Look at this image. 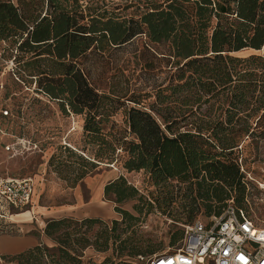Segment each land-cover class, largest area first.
<instances>
[{"label":"trees","instance_id":"16d2710c","mask_svg":"<svg viewBox=\"0 0 264 264\" xmlns=\"http://www.w3.org/2000/svg\"><path fill=\"white\" fill-rule=\"evenodd\" d=\"M82 7L81 0H0V41L15 51L18 80L35 84L38 93L60 102L64 111L86 113L88 141L99 145L93 158L61 148V155L75 158L68 163L74 176L62 178L75 186L106 160L112 163L122 155L128 171H144L162 189L149 198L120 176L104 187L105 198L117 206L127 201H136L134 206L179 204L188 206L186 221H192L199 206L208 216L222 214L236 188L241 202L245 189L235 148L251 135L252 117L260 114L257 124L264 117V0L150 1L139 19L130 20L85 13ZM140 34L154 44L168 43L174 58L176 82L169 95H158L159 103L188 90L180 99L190 104V113L132 106L125 113V130L108 140L102 123L110 114L100 108L110 97L91 85L79 59L104 48V41L115 46ZM246 49L255 52L233 55ZM66 165L58 159V172ZM115 210L123 219L112 221V235L100 229L105 223L100 217L50 218L43 233L51 244L40 242L3 259L6 264H94L91 258L85 261L87 249L106 251L112 239L124 250L128 241L116 231L135 216ZM184 234L177 229L172 242ZM101 264L135 263L120 252Z\"/></svg>","mask_w":264,"mask_h":264},{"label":"rangeland","instance_id":"374dc122","mask_svg":"<svg viewBox=\"0 0 264 264\" xmlns=\"http://www.w3.org/2000/svg\"><path fill=\"white\" fill-rule=\"evenodd\" d=\"M150 1L160 0H81V4L85 13L130 20L139 19ZM103 46L89 50L80 57L79 63L91 85L100 94L110 97L100 108L110 114L109 119L102 123L108 140L113 138L112 134L125 130V113L132 106L147 110L155 106L161 112L168 109L171 114L190 113V104H182L180 99L190 92L188 90L159 103L158 95H169V87L176 82V67L174 58L168 54V43L154 44L140 34L129 42L115 46L104 41ZM254 52L246 49L233 55L243 57ZM14 54L15 51L7 43L0 41V171L6 176L34 178L35 194L29 208L33 215L28 213L27 217H19L22 222L33 224L34 231L40 234V226L42 221L46 223V219L38 213V207L45 206L58 210L59 217H100L105 222L100 224V229L112 235V221L123 219V214L115 209H124L135 216L125 219L116 231V234L121 232L123 240L128 239L124 250H120L119 241L113 243L111 239L106 251L87 249L85 261L91 258L94 264H101L106 257L114 258L122 252L123 258L131 259L135 264H148L153 256L175 251L182 245L183 240L172 242V235L177 229L185 230V226L195 220H210L211 216L205 213L204 206H199L200 212L192 221H186L188 206H134L136 201L117 206L114 201L106 199L101 193L104 189L101 190L102 183L106 185L114 177L124 176L128 183L149 198L162 189L154 186L144 171H128L122 155L112 163L111 159L106 160L75 186L62 178L74 176L73 167L68 163L75 158L68 157L67 153L61 155V148L68 146L82 156L93 158L99 145L88 141L84 130L86 113H75L68 108L64 111L60 102L38 93L35 84L18 80L14 73L17 66ZM111 99L114 101L111 102ZM4 110L9 113L3 114ZM259 115L251 119V135L235 148L243 173L244 199L241 202L237 200L239 189L236 188L228 203L233 201L237 206L244 207L259 225L264 226V117L257 124ZM188 121L192 122V116ZM183 124L178 126L183 129ZM54 154L59 156L51 164ZM60 158L67 164L61 167L62 173L56 167ZM168 183L175 185L176 181ZM67 206H75V213L61 214L62 208ZM177 218L183 221H176ZM15 229L9 227L3 230L14 232ZM14 234L21 233L17 231ZM134 251L139 253L128 255Z\"/></svg>","mask_w":264,"mask_h":264},{"label":"built area","instance_id":"2783aa9c","mask_svg":"<svg viewBox=\"0 0 264 264\" xmlns=\"http://www.w3.org/2000/svg\"><path fill=\"white\" fill-rule=\"evenodd\" d=\"M35 188L33 177L0 172V220L8 217L10 208L31 206ZM148 264H264V226L231 201L222 214L187 225L182 245L153 256Z\"/></svg>","mask_w":264,"mask_h":264},{"label":"crops","instance_id":"0c3cea01","mask_svg":"<svg viewBox=\"0 0 264 264\" xmlns=\"http://www.w3.org/2000/svg\"><path fill=\"white\" fill-rule=\"evenodd\" d=\"M114 179H116V177L108 180L107 182H110ZM102 185L103 186L101 187V190L102 188H104L105 183H102ZM101 193H103L104 195V189ZM29 208L30 206L22 210L10 208L8 217L6 219L0 220V264H6L3 259L4 255L18 253L31 246L37 245L40 242H44L47 244L50 242V239L47 238L43 233V229L46 224L45 221H42L43 224H41L40 226V230H39L40 234H39L38 232L34 231L35 227L33 224H30L29 222H22L20 220L21 218L19 217H27L28 213L33 215L32 214L33 211H31ZM75 211H76L75 206H67L62 208L61 214L75 213ZM58 212H59L58 210L56 211L53 208H49L45 206L38 207V213L43 215L46 221L50 218L59 217L60 215ZM63 216H67V215H63ZM9 227H15L16 229L14 232H6L3 230ZM17 231L20 232L21 234H14Z\"/></svg>","mask_w":264,"mask_h":264}]
</instances>
